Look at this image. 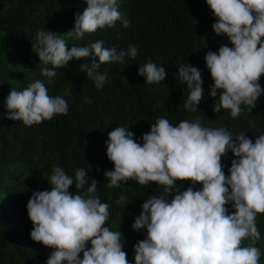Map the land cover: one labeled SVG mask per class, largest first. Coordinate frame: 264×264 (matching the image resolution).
Masks as SVG:
<instances>
[{
	"label": "clouds",
	"instance_id": "1",
	"mask_svg": "<svg viewBox=\"0 0 264 264\" xmlns=\"http://www.w3.org/2000/svg\"><path fill=\"white\" fill-rule=\"evenodd\" d=\"M86 3L82 14H75L71 30L59 34L41 29L32 45L44 65L42 75L50 80L57 75L56 69L67 67L73 59L91 57L90 64L79 67L100 90L111 83L107 72L98 71L101 64L124 63L126 56L135 59L138 49L132 45L127 51L107 48L102 40L88 46L73 44L69 49L68 40L113 28L117 21L124 28L130 26L119 11V0ZM206 3L217 18L214 33L225 35L232 45H221L217 52L209 50L204 58L214 81L210 89L213 111L229 110L236 119L246 110L251 113L264 95L259 83L264 76V0ZM138 75L153 85L164 82L167 73L163 65L149 60L138 68ZM177 78L189 89L184 109L199 112L205 94L201 69L182 64ZM218 90L222 92L216 100ZM5 103L7 118L26 126L68 114L67 100L50 95L39 79L23 90L12 88ZM249 127L256 125L249 121ZM107 137L106 156L114 165L103 173L107 188H120L129 180L146 188L150 182L163 186L161 194L144 201L132 224L133 230L146 229L147 233L134 245L135 264H260L262 253L256 245L261 240L257 214H264V134L253 142L243 131L234 134L225 126L206 127L195 116L177 126L158 118L142 135V143L123 126L115 127ZM229 151L235 158L226 175L222 159ZM87 172L79 168L72 177L63 167L53 166L48 180L51 187L32 192L27 203L33 225L30 238L52 249L46 264H129L122 231L105 226L111 205L101 202L98 182L89 180ZM177 181H191L192 186L179 191ZM197 184L202 186L198 190ZM73 185L75 192H70ZM127 199L121 193L116 203L125 205Z\"/></svg>",
	"mask_w": 264,
	"mask_h": 264
},
{
	"label": "trees",
	"instance_id": "2",
	"mask_svg": "<svg viewBox=\"0 0 264 264\" xmlns=\"http://www.w3.org/2000/svg\"><path fill=\"white\" fill-rule=\"evenodd\" d=\"M119 3V11L130 21L128 28L117 21L113 28L86 33L81 40H68L69 49L73 44L88 46L97 40H102L104 47L115 46L118 50L137 47L135 59L126 56L124 63L101 64L98 71L107 72L111 83L97 90L94 81L79 67L90 64L91 57L73 59L67 67L56 69L57 75L50 80L42 75L44 65L32 45L41 29L59 34L71 30L75 14H82L87 7L86 0H0V264H46L52 249L30 238L33 225L27 203L32 192L51 187L48 180L53 166L63 167L72 177L76 169L84 168L88 179L98 182L97 195L101 202L111 205L105 226L122 231L127 259L129 264H135L134 245L147 233L146 229L133 230L132 224L144 201L161 194L163 186L150 182L146 188L129 180L120 188L106 187L108 181L103 173L114 165L107 159L105 141L115 127L129 128L137 142L142 143V135L158 118H166L177 126L182 120L200 116L203 126H225L234 134L243 131L253 142L264 134V95L251 113L246 110L236 119L231 118L229 110L213 111L215 100L210 89L214 81L204 58L209 50L217 52L221 45H232L225 35L214 33L212 25L217 18L206 0ZM149 60L165 67L164 82L148 85L145 77L138 75V68ZM186 63L202 71L205 94L196 113L184 109L189 89L177 78L179 66ZM37 79L46 85L50 95L67 100L68 114L32 126L8 119L5 101L12 88L23 90ZM259 83L264 88V76ZM221 92L217 91L216 100ZM249 121L256 127L250 128ZM234 158L229 151L222 159L226 175ZM176 184L179 191L192 186L191 181ZM200 187L195 185L196 190ZM69 191L75 192V186ZM121 193L128 197L125 205L116 203ZM227 207L231 213V204ZM257 226L261 240L256 246L262 253L260 264H264V214H257ZM88 246L91 247L90 242Z\"/></svg>",
	"mask_w": 264,
	"mask_h": 264
}]
</instances>
